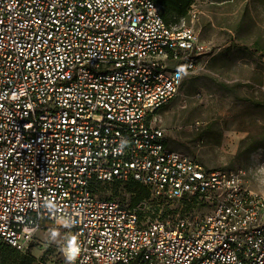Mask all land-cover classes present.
Instances as JSON below:
<instances>
[{
    "label": "built area",
    "instance_id": "obj_1",
    "mask_svg": "<svg viewBox=\"0 0 264 264\" xmlns=\"http://www.w3.org/2000/svg\"><path fill=\"white\" fill-rule=\"evenodd\" d=\"M213 52L157 0H0V242L60 234L59 264H264V195L173 149L160 113ZM130 180L178 208L94 192Z\"/></svg>",
    "mask_w": 264,
    "mask_h": 264
},
{
    "label": "rangeland",
    "instance_id": "obj_2",
    "mask_svg": "<svg viewBox=\"0 0 264 264\" xmlns=\"http://www.w3.org/2000/svg\"><path fill=\"white\" fill-rule=\"evenodd\" d=\"M213 54L205 71L191 75L161 110L168 143L209 169L248 173V184L264 195V0H194L189 14ZM128 182H99L94 192L133 204ZM151 212L160 204L178 208L151 192ZM158 212V211H157ZM39 233L27 250L46 264H59L61 236Z\"/></svg>",
    "mask_w": 264,
    "mask_h": 264
},
{
    "label": "trees",
    "instance_id": "obj_3",
    "mask_svg": "<svg viewBox=\"0 0 264 264\" xmlns=\"http://www.w3.org/2000/svg\"><path fill=\"white\" fill-rule=\"evenodd\" d=\"M156 1V0H155ZM162 5V15L167 22L178 21L186 17L193 5L194 0H157ZM96 185H94L95 188ZM127 187L138 191V196L133 200V204L150 197V188L141 183L130 180ZM0 264H46L44 260L37 259L28 250L21 251L9 243L0 242Z\"/></svg>",
    "mask_w": 264,
    "mask_h": 264
},
{
    "label": "bare ground",
    "instance_id": "obj_4",
    "mask_svg": "<svg viewBox=\"0 0 264 264\" xmlns=\"http://www.w3.org/2000/svg\"><path fill=\"white\" fill-rule=\"evenodd\" d=\"M61 223V222H60Z\"/></svg>",
    "mask_w": 264,
    "mask_h": 264
}]
</instances>
